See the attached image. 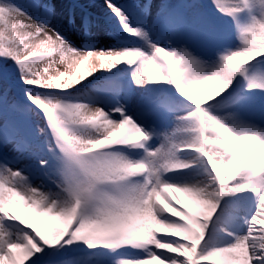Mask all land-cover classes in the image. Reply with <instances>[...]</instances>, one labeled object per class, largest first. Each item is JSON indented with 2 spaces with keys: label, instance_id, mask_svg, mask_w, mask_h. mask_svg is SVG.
Instances as JSON below:
<instances>
[{
  "label": "snow or ice",
  "instance_id": "obj_1",
  "mask_svg": "<svg viewBox=\"0 0 264 264\" xmlns=\"http://www.w3.org/2000/svg\"><path fill=\"white\" fill-rule=\"evenodd\" d=\"M103 2L134 40L0 0V264H264V0Z\"/></svg>",
  "mask_w": 264,
  "mask_h": 264
},
{
  "label": "bare ground",
  "instance_id": "obj_2",
  "mask_svg": "<svg viewBox=\"0 0 264 264\" xmlns=\"http://www.w3.org/2000/svg\"><path fill=\"white\" fill-rule=\"evenodd\" d=\"M55 14L63 22L71 20L75 27L74 30L65 33L66 38L76 47L83 49L86 44L95 48H110L116 47L118 44L114 40H129L133 37H128L123 33L116 19L112 16L110 11L106 8L103 0H58ZM159 2V0H157ZM85 20L87 23L85 24ZM91 20V21H90ZM103 22L107 26V30L97 29V22ZM100 74L97 73V76ZM130 78V77H128ZM92 78H89L91 80ZM88 81L85 82L87 84ZM79 87V86H78ZM135 87V86H134ZM203 87H210L205 85ZM81 93L90 92V88H81ZM197 89L192 90L191 94H198ZM259 122L260 118H254ZM245 141H236V148L238 149ZM180 179V177H177ZM182 203L189 204V198L182 192L174 193Z\"/></svg>",
  "mask_w": 264,
  "mask_h": 264
},
{
  "label": "rangeland",
  "instance_id": "obj_3",
  "mask_svg": "<svg viewBox=\"0 0 264 264\" xmlns=\"http://www.w3.org/2000/svg\"><path fill=\"white\" fill-rule=\"evenodd\" d=\"M47 2L55 10L56 5L60 1H58V0H47ZM197 2H199V5L201 8H203L204 5L210 4V0H197ZM206 11H209L208 15L215 21V23L224 26V21L226 20V18H220L219 14H215V16H213L211 14L210 9H206ZM97 23H98L97 29H99V30H102V29L105 30L106 29L107 30L106 24H104L102 21L97 22ZM134 39L135 38H130L129 40H134ZM114 41L118 44L119 39L114 40ZM193 43L198 45L200 43V41L194 40ZM2 63L3 62L0 61V64H2ZM3 67H4V69H6V71L0 72V88H8L10 90V95H13L12 91L15 89L16 84H18L16 77H15V73L13 71L14 66L11 64V61H9V62H7V64H4ZM254 114L261 116L258 110L251 113L253 118H254ZM19 119H22V120L26 119L27 120V124L22 126V128H21V134L24 135L27 139H29L31 141L37 135L34 120H32L31 118H24V117H19ZM41 123H43V122H41ZM9 148H11V145H9Z\"/></svg>",
  "mask_w": 264,
  "mask_h": 264
}]
</instances>
